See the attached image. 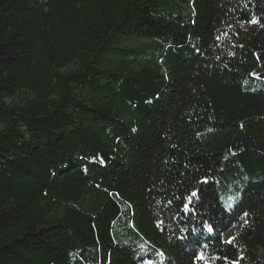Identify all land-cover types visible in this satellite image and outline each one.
<instances>
[{"label":"trees","instance_id":"trees-1","mask_svg":"<svg viewBox=\"0 0 264 264\" xmlns=\"http://www.w3.org/2000/svg\"><path fill=\"white\" fill-rule=\"evenodd\" d=\"M260 251L264 0H0V264Z\"/></svg>","mask_w":264,"mask_h":264},{"label":"rangeland","instance_id":"rangeland-1","mask_svg":"<svg viewBox=\"0 0 264 264\" xmlns=\"http://www.w3.org/2000/svg\"><path fill=\"white\" fill-rule=\"evenodd\" d=\"M10 101H11V100H8L7 102L10 103ZM238 230H239V227H233V228H231L230 230L226 231V232L223 234V238H224V240H225V241H228V240L230 239V237H231L233 234H235V233L238 232ZM259 255H260V256H263L264 253H263L262 251H260V252H259ZM246 264H250V262H247Z\"/></svg>","mask_w":264,"mask_h":264},{"label":"snow or ice","instance_id":"snow-or-ice-1","mask_svg":"<svg viewBox=\"0 0 264 264\" xmlns=\"http://www.w3.org/2000/svg\"><path fill=\"white\" fill-rule=\"evenodd\" d=\"M193 196L196 195L195 193L192 194Z\"/></svg>","mask_w":264,"mask_h":264}]
</instances>
